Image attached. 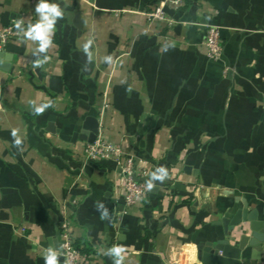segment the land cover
<instances>
[{
	"label": "crops",
	"instance_id": "1",
	"mask_svg": "<svg viewBox=\"0 0 264 264\" xmlns=\"http://www.w3.org/2000/svg\"><path fill=\"white\" fill-rule=\"evenodd\" d=\"M55 2L64 16L40 67L23 34L1 51L10 60L0 62V264H44L49 247L63 264L58 229L71 200L75 244L90 264H113L97 249L114 245L122 264H199V246L224 235L228 210L246 205L264 223V0H189L169 12L172 26L146 20L161 0ZM36 3L0 0V31L34 23ZM207 24L222 29L215 62L203 46ZM33 103L50 106L37 115ZM88 117L98 138L150 174L168 169L144 204L126 208L115 162L86 172L87 143L73 137ZM261 246L241 264H264Z\"/></svg>",
	"mask_w": 264,
	"mask_h": 264
},
{
	"label": "built area",
	"instance_id": "2",
	"mask_svg": "<svg viewBox=\"0 0 264 264\" xmlns=\"http://www.w3.org/2000/svg\"><path fill=\"white\" fill-rule=\"evenodd\" d=\"M189 0H161L152 9L144 13L148 24L151 26L157 22L168 23L172 26L173 20L169 12H177L183 9ZM22 33L17 31L15 25L4 27L0 31V52L4 50L11 39L20 38ZM204 49L207 58L213 62L223 55L222 29L215 24L205 25ZM104 161H113L121 169V188L124 191V204L127 209H132L144 204L150 190L146 181L150 176L146 164L136 162L135 156L127 155L123 148L116 143L103 138H97L93 143H87L84 149V167L88 164H97ZM77 200H71L62 204L61 222L59 224L60 245L59 254L63 264H90L74 240L73 223L69 218L68 205H76ZM126 213V212H125Z\"/></svg>",
	"mask_w": 264,
	"mask_h": 264
},
{
	"label": "water",
	"instance_id": "3",
	"mask_svg": "<svg viewBox=\"0 0 264 264\" xmlns=\"http://www.w3.org/2000/svg\"><path fill=\"white\" fill-rule=\"evenodd\" d=\"M74 25L81 35L83 30V20L79 14L76 15ZM10 60V56L0 52V62ZM100 125L97 119L88 117L79 133L74 134V141H83L93 143L99 136ZM95 167L93 163L85 167L86 172H91ZM220 224L224 227V235L222 237L215 236L208 243L201 244L198 248L199 264H241L242 253L247 248H253L256 253H261L264 242V223L258 220V212L256 210L249 211L244 205L243 209L235 214L230 209L224 214ZM244 224H249L252 236L245 234ZM113 224L110 223V228ZM113 229H110V231ZM60 239V231L58 229ZM236 238L239 240L235 241Z\"/></svg>",
	"mask_w": 264,
	"mask_h": 264
},
{
	"label": "clouds",
	"instance_id": "4",
	"mask_svg": "<svg viewBox=\"0 0 264 264\" xmlns=\"http://www.w3.org/2000/svg\"><path fill=\"white\" fill-rule=\"evenodd\" d=\"M34 10L37 16V19L34 23L25 24L23 20H17L15 28L17 31L23 34V38L25 40L36 42L37 47L34 49L33 55L37 58L34 61L33 67H40L46 59V57L42 59L41 54L45 53L53 45V38L56 31L57 22L64 16V11L59 6V4L55 2V0H37ZM90 43L91 42L89 41V44ZM84 51L88 54V58L91 61L92 56L88 51L87 44L84 47ZM103 59L106 63L110 64L112 62L111 56H105ZM49 106V104L36 105L33 103L32 111L39 115ZM15 135L16 133L13 131V136L15 137ZM14 143L19 146L21 144V140L16 138ZM168 177L169 172L166 167H157L151 172L149 179L146 181L147 189L151 190L153 188L154 182L162 183ZM96 209L100 212L102 220L110 218L109 211L103 202L98 201L96 203ZM97 250L99 253L112 258L113 264H122V261L124 260V256L122 254L124 250L119 245H114L107 248L100 247ZM43 259L44 264H57V250L49 247L44 252Z\"/></svg>",
	"mask_w": 264,
	"mask_h": 264
}]
</instances>
